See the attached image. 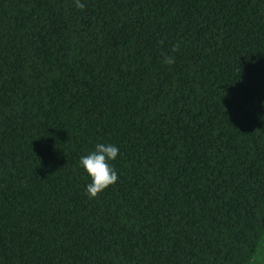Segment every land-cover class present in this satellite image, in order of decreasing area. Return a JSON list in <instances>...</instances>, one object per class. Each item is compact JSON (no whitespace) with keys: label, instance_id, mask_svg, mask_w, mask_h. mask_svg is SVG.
I'll list each match as a JSON object with an SVG mask.
<instances>
[{"label":"trees","instance_id":"obj_1","mask_svg":"<svg viewBox=\"0 0 264 264\" xmlns=\"http://www.w3.org/2000/svg\"><path fill=\"white\" fill-rule=\"evenodd\" d=\"M80 3L0 0V264H264V0Z\"/></svg>","mask_w":264,"mask_h":264},{"label":"clouds","instance_id":"obj_2","mask_svg":"<svg viewBox=\"0 0 264 264\" xmlns=\"http://www.w3.org/2000/svg\"><path fill=\"white\" fill-rule=\"evenodd\" d=\"M76 6L83 8L80 0H76ZM164 62L171 65L174 59L165 57ZM119 153V148L111 143H97L94 150L79 160V166L85 171L90 182L86 185V194L89 198H95L110 185L118 180L116 169L111 162L114 161Z\"/></svg>","mask_w":264,"mask_h":264}]
</instances>
